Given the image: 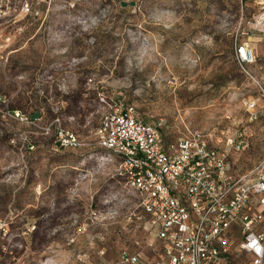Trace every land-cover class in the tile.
I'll use <instances>...</instances> for the list:
<instances>
[{"label":"rangeland","instance_id":"1","mask_svg":"<svg viewBox=\"0 0 264 264\" xmlns=\"http://www.w3.org/2000/svg\"><path fill=\"white\" fill-rule=\"evenodd\" d=\"M258 2L0 0V264H84L79 253L94 264L97 251L115 260L123 247L110 228L87 227L90 213L121 208L122 199L108 174L118 160L95 144L88 84L146 124L160 122L166 141L187 130L217 140L241 133L234 171L257 172L264 111L250 122L244 103L263 102L234 41L251 48V74L264 70V38L247 30Z\"/></svg>","mask_w":264,"mask_h":264},{"label":"built area","instance_id":"2","mask_svg":"<svg viewBox=\"0 0 264 264\" xmlns=\"http://www.w3.org/2000/svg\"><path fill=\"white\" fill-rule=\"evenodd\" d=\"M258 11L247 30L264 38V0ZM234 48L236 63L263 102L244 103L255 122L264 111V70L248 71L255 60L247 43L235 39ZM88 85L98 106L95 144L111 162L118 160L110 175L120 181L122 199L121 208L90 213L87 227L110 228L124 241L115 260H105L100 250L94 264H264V160L251 176L234 171L242 134L217 140L188 131L166 144L160 122L144 123L132 105ZM62 137L61 144L81 146L75 136ZM76 261L85 264L88 257L79 253Z\"/></svg>","mask_w":264,"mask_h":264},{"label":"crops","instance_id":"3","mask_svg":"<svg viewBox=\"0 0 264 264\" xmlns=\"http://www.w3.org/2000/svg\"><path fill=\"white\" fill-rule=\"evenodd\" d=\"M145 123V122H144ZM188 131H190V130H187V132H186V134L184 133L183 135H182V137H178V138H176L175 140H172V141H166L165 139H164V136H163V134H162V137H163V142L164 143H169V142H175V141H177L178 139H182V138H184V137H186L187 135H188ZM190 132H193V131H190ZM211 137V136H210ZM111 168L109 169V171H108V174H110V173H112V170L114 169V167H115V164H113L112 166H110ZM114 179V178H113ZM115 180V179H114Z\"/></svg>","mask_w":264,"mask_h":264},{"label":"water","instance_id":"4","mask_svg":"<svg viewBox=\"0 0 264 264\" xmlns=\"http://www.w3.org/2000/svg\"><path fill=\"white\" fill-rule=\"evenodd\" d=\"M133 2L132 3H130L129 5H131V6H133ZM120 5H122L123 7H126L127 5L125 4V3H121Z\"/></svg>","mask_w":264,"mask_h":264}]
</instances>
